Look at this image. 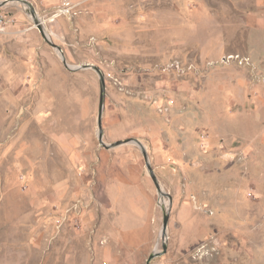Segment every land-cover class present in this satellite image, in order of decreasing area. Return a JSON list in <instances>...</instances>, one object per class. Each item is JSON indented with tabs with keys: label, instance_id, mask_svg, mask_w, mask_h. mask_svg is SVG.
<instances>
[{
	"label": "rangeland",
	"instance_id": "rangeland-1",
	"mask_svg": "<svg viewBox=\"0 0 264 264\" xmlns=\"http://www.w3.org/2000/svg\"><path fill=\"white\" fill-rule=\"evenodd\" d=\"M28 1L66 61L90 66L66 68L27 4L0 6V264H105L86 256L84 206L118 192L107 222H137L128 211L137 178L111 182L126 172L148 181L157 250L170 195L166 243L180 213L198 224L183 264H264V63L236 53L241 42L228 46L236 55L217 57L209 45L223 32L245 34L251 4ZM94 65L108 147L98 139Z\"/></svg>",
	"mask_w": 264,
	"mask_h": 264
},
{
	"label": "crops",
	"instance_id": "crops-1",
	"mask_svg": "<svg viewBox=\"0 0 264 264\" xmlns=\"http://www.w3.org/2000/svg\"><path fill=\"white\" fill-rule=\"evenodd\" d=\"M41 2L45 4L46 0H41ZM238 3L251 4V7L246 9L247 19L245 22H242L244 25L242 28H245V34H239L238 32L237 35H234L233 33H228V35H226L223 32L221 36H217L209 41V45H211L210 47H214L213 50L211 49V53L213 54V57H217L221 53L236 55L233 51L228 50V46L235 41L241 42L245 49H242V52L237 49L235 50L236 53L239 52V54H244L254 66L263 64L264 0H238ZM195 7L197 9H193L190 12L194 13L196 10L199 15L203 16L200 13V7ZM234 24L238 25V22H235ZM233 36H236V40H230V37ZM113 178L114 179H112L111 182H115L116 180H123L125 182L128 180L133 181L137 178V198L135 195L129 197L132 206L128 208V211L130 210L129 212H131V214H135L133 217L135 216L137 222L125 224L120 223L117 220H109V223L107 222L108 217H106V215L111 211L115 210L116 212L119 210V207L115 206L118 203V199L120 197L122 198L118 192H116L115 199H113L114 195L110 196V198L106 195L104 198L103 195L100 200L92 195L93 201H91V203H85L84 211L88 215V218L81 227L82 233H84L86 237V244L90 250L86 256H88L89 259L96 261H105V264H128L127 261L132 260H137V264H146L149 255L156 249L155 235L157 231V221L155 219L156 210L151 191L148 187V181L144 177L143 172L120 173L116 174ZM125 182L123 183V186H128L129 182ZM112 184H116V188L119 185L118 183ZM95 190L96 188L93 189V191ZM79 211L82 210L80 209ZM96 212L100 213L99 217L96 215ZM184 218L187 220L189 216L186 217L184 214L180 213V216H178L177 219H174L176 228L174 229V232H172V237L167 243L166 252L155 256L156 259L152 261V264H183L184 261L182 259L186 258L183 256L184 245L188 242L194 241L198 234L196 217L193 221L195 224L193 225H189L190 222L185 221ZM76 253L77 252H75V254ZM77 257L76 254L74 259L76 260Z\"/></svg>",
	"mask_w": 264,
	"mask_h": 264
},
{
	"label": "water",
	"instance_id": "water-1",
	"mask_svg": "<svg viewBox=\"0 0 264 264\" xmlns=\"http://www.w3.org/2000/svg\"><path fill=\"white\" fill-rule=\"evenodd\" d=\"M14 0H0V6H3L5 4H7L8 2H11ZM22 3L27 4L30 8L29 11L31 13V16L34 20L35 26L38 28L41 36L43 37V39L49 43L52 47H54L58 53L61 55L63 64L66 68L70 69V70H77V69H84L89 67L90 65L88 64H80V65H70L65 57L63 56V49L61 48V46L59 44H56L55 42H53L49 36V34L47 33V31L45 30L43 23L39 20V18L36 16V12L34 7L32 6V4L28 1V0H20ZM93 68L97 71L99 78H100V94H99V101H98V114H97V125H98V139L99 142L108 147V145L104 144L102 141V125H101V118H102V112H103V108H104V92H105V82H104V76L102 71L99 69V67H97L96 65L93 66ZM129 141L136 143L137 145H139V147L141 148L142 151V155L143 158L145 160V164L146 167L149 171L150 176L152 177L154 184L157 188V190L161 191L160 185L157 181V178L153 172L152 167L150 166L149 162H148V157H147V153L145 148L143 147V144L141 143V141L137 138H131L129 139ZM170 199V202L168 203L167 206H163L162 207V223H161V229H160V238L162 239V247L160 250L155 249L148 257L146 264H150V261L152 258H154L155 256L161 255L162 253L166 252L167 249V229H168V225H169V217H170V209H171V197L170 195L168 196Z\"/></svg>",
	"mask_w": 264,
	"mask_h": 264
},
{
	"label": "built area",
	"instance_id": "built-area-1",
	"mask_svg": "<svg viewBox=\"0 0 264 264\" xmlns=\"http://www.w3.org/2000/svg\"><path fill=\"white\" fill-rule=\"evenodd\" d=\"M63 2H64V5L67 6V7H68L69 5H72V4H73V3H72V0H63ZM67 7H66V8H67ZM200 247H202V246H200Z\"/></svg>",
	"mask_w": 264,
	"mask_h": 264
},
{
	"label": "bare ground",
	"instance_id": "bare-ground-1",
	"mask_svg": "<svg viewBox=\"0 0 264 264\" xmlns=\"http://www.w3.org/2000/svg\"><path fill=\"white\" fill-rule=\"evenodd\" d=\"M37 14V13H36ZM39 15V14H38ZM58 15V14H57ZM37 16V15H36ZM55 17V15L54 16H52V17H50V19H52V18H54ZM39 18V20L41 21V22H43V19L41 18V17H38ZM50 36V35H49Z\"/></svg>",
	"mask_w": 264,
	"mask_h": 264
}]
</instances>
